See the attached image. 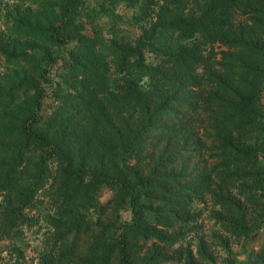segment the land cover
Returning a JSON list of instances; mask_svg holds the SVG:
<instances>
[{"label": "trees", "instance_id": "16d2710c", "mask_svg": "<svg viewBox=\"0 0 264 264\" xmlns=\"http://www.w3.org/2000/svg\"><path fill=\"white\" fill-rule=\"evenodd\" d=\"M32 1L36 7L37 25L33 22L28 26L29 36L45 39L49 45L67 48L65 53H57L58 56H42L46 58L38 72L40 81L19 83L17 88L1 96L9 106L8 103L20 96L18 93L23 90V85L28 88L33 84L32 107L18 128L24 143V148L18 153L22 154L24 149L42 153L38 168L41 178L48 171L46 159L56 162L57 173L61 177L59 187L67 201L76 203L90 186L108 185L117 190L121 203H127L131 213L128 220L100 224L101 205L95 220H86L84 216L67 219L68 231L75 229L74 239L78 234L88 232L92 226L98 231L75 264L169 262L162 248L154 243L161 241L170 243V246L178 243L185 230H180L177 225L195 220V214L190 213L185 202L197 197L199 190L205 188L204 182L209 180L207 174H199L192 181L186 178L189 174L177 176L170 168L171 163L180 160L181 153L189 149V137L194 134L197 122L203 118L209 120L217 167L221 171L253 158L257 168L264 172L263 161L257 159L264 160V38L261 39L251 29L241 34L234 33L232 28L236 13L249 8L252 0H159L156 21L134 44L129 43L128 36L125 42H115L118 39L116 33H110L115 37L111 40L99 30L76 22L79 7L86 0ZM258 2L260 6L254 8L256 13L252 21L254 26L261 25L264 32V23L261 22L264 19V0ZM54 6L57 7L56 12L48 14V23L44 8L51 11ZM173 36L175 42L170 45ZM242 41L247 42L242 45ZM215 44L239 47L236 54L238 71L230 69L231 75L215 77L213 86L200 89L201 84L195 82V78H200L197 69L209 64V55L204 52ZM30 50L29 46L17 52L11 50L4 59L18 68L24 67L27 61L37 56L35 53L25 56ZM158 53L161 56L156 63L147 60L148 55ZM58 59L61 67L75 77L74 83L78 88L73 105H79L81 112H89L96 107V112L109 120L113 117L107 111L102 112L104 101L98 95L105 91L104 80L108 74H113L114 69L107 74L108 68H104H115L116 65L124 69L126 63L131 62L129 91L134 102L139 104V118L132 127L133 131L125 137L108 139L107 149L98 136L101 126L82 131L79 146L74 138L77 132L68 139L60 137V132L53 137L48 136L44 129L61 119L57 110L45 117L41 113L43 99L55 90L50 73ZM208 108L210 113L199 114L201 109ZM67 120L69 118L65 122ZM169 120L173 121L168 123ZM173 131L179 134L182 144L173 150L162 148L165 157L155 167L164 165V172L155 179L143 177L142 155L148 145L146 139L168 137ZM95 137L96 141L92 143ZM76 154L88 156L92 163L90 168L86 166V158H78L74 163ZM86 178L89 183L85 182ZM173 182L176 187H173ZM180 190L184 192L179 193ZM35 192L36 188H31L20 196V200L32 201ZM25 223L26 219L16 214L11 218L9 231ZM4 233V227L0 228V234ZM147 242L153 245L151 250L145 249ZM204 247L202 243L199 245L197 256L187 246L182 249L177 246V262L184 258L185 264H202L198 257L205 256ZM67 254L72 256L70 252ZM251 254L247 264H264L263 243ZM49 264L56 262L51 258Z\"/></svg>", "mask_w": 264, "mask_h": 264}, {"label": "rangeland", "instance_id": "374dc122", "mask_svg": "<svg viewBox=\"0 0 264 264\" xmlns=\"http://www.w3.org/2000/svg\"><path fill=\"white\" fill-rule=\"evenodd\" d=\"M158 1L86 0L83 6L79 7L75 21L83 23L86 28L99 30L111 40H115V37H111L110 33H116L118 39L115 42H125L128 36L129 43L134 44L156 21ZM258 6V0H252L249 8L236 13L232 24L234 33L244 34L251 29V32L259 35L261 39L264 38L261 25L254 26L252 21L256 13L254 8ZM45 9L46 19L50 23L48 14L56 12L57 7L54 6L51 11ZM35 11L32 0H0V228L5 229V233L0 234V264H49L51 258L56 264H75L77 257L84 255L98 231L92 226L88 232L80 233L78 238L74 239L75 229L68 231L69 218L84 216L86 220H95L101 205L103 211L100 224L128 220L131 213L127 203H121L117 190L108 185L90 186L84 190L81 199L76 203L67 201L59 187L61 177L57 173L56 162L46 159L48 171L46 177L41 178L38 168L42 153L30 149H24L22 154L18 153L24 148L18 128L32 107L33 84L28 88L23 85V90L18 93L20 96L8 103L9 106L1 96L17 88L19 83L40 81L38 72L46 58L42 56L65 53L67 48L49 45L45 39L29 36L28 26L33 22L37 25ZM261 22L264 23V19ZM174 37H171L170 45L174 44ZM243 42L247 41H242V45ZM28 46L31 50L25 56L30 53L37 56L32 57V61H27L24 67L18 68L4 59L7 52H17ZM210 49L208 47L209 51L204 52L209 55V64L197 69L200 78H195V82L201 84L200 89L213 86L215 77H228L231 75L230 69L238 71L239 59H236V54L239 47L215 44ZM160 56L159 53L155 56L148 55L147 60L156 63ZM129 63L131 64L126 63L124 69L116 65L115 68H104H108L107 74L114 69L112 75L106 74L105 91L98 95L104 101L102 112L107 111L113 117L109 120L96 112V107H92L89 112H81L79 105H73L78 88L74 83L75 77L69 70L61 67V60L58 59L50 73L55 90L43 99L41 113L45 117L57 110L61 119L52 127L44 129L48 136L53 137L55 133L60 132V137L68 139L77 132L74 138L79 146L82 131L101 126L98 128V136L107 149L108 139L125 137L131 133L139 118V104L134 102L129 91ZM235 77H238L237 73ZM202 113L208 114L210 109H201L199 114ZM67 118L69 120L65 122ZM172 121L169 120L168 123ZM193 132L189 137V149L183 151L181 159L172 162L170 168H173V173H177V176L189 174L186 178L192 181L199 177V174H207L209 180L204 182L205 188L199 190L197 197H191L185 202L190 213L195 214V220L177 225L180 230H185L178 243L170 246V243L156 241L154 244L162 248V252L169 258L170 261L164 264H185L184 258L177 262V246L180 249L187 246L197 255L201 243L205 245V256L198 257L202 264H247L251 252L264 244V172L257 168L253 158L221 171V168L217 167L218 159L209 120L203 118V121L197 122ZM192 137L198 141H194ZM95 141L96 137L92 143ZM146 142L148 145L142 155V176L155 179L164 172V165L155 167L165 157L162 148L173 150L175 146H180L182 141L179 134L173 131L168 137H149ZM17 154L19 156H16ZM75 156L74 163H77L78 158H86V166L90 168L89 164L92 163L88 161V156ZM257 159L263 161L264 165V160ZM85 180L90 182L88 178ZM173 184V187L177 186L174 182ZM31 188H36L32 201L22 202L20 196ZM16 214L25 218L26 223L9 231L11 218ZM152 248L153 245L147 242L145 249Z\"/></svg>", "mask_w": 264, "mask_h": 264}]
</instances>
